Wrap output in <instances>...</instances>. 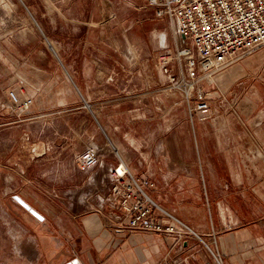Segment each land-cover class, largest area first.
Listing matches in <instances>:
<instances>
[{"label":"rangeland","instance_id":"obj_1","mask_svg":"<svg viewBox=\"0 0 264 264\" xmlns=\"http://www.w3.org/2000/svg\"><path fill=\"white\" fill-rule=\"evenodd\" d=\"M150 13L144 0H0V155L31 159L24 177L0 170V192L29 187L52 209L59 200L78 201L74 209L86 210L84 197L96 188L85 186L88 177L100 184L95 170H79L86 148H96L115 164L113 146L119 148L129 170L149 183L146 172L166 175L172 167L182 168L183 154L196 152L189 129L194 115L178 92L161 84L158 58L150 55L151 40L161 39L147 20ZM78 57L89 72L81 82L88 91L69 79L62 64ZM11 91L34 98L30 114L13 112ZM6 219L0 205L1 264L12 256L13 245L31 254L36 250L33 243L3 236L17 235L24 226L17 214L15 227Z\"/></svg>","mask_w":264,"mask_h":264},{"label":"crops","instance_id":"obj_2","mask_svg":"<svg viewBox=\"0 0 264 264\" xmlns=\"http://www.w3.org/2000/svg\"><path fill=\"white\" fill-rule=\"evenodd\" d=\"M146 8L152 12L147 19L154 23L152 31L161 33V43L152 39L149 49L157 60L164 46L174 49V39L168 21L155 18L147 3ZM62 64L69 79L88 91L81 83L89 78V72L80 67L84 60L64 59ZM159 77L161 84L167 83ZM200 89L209 95L211 113L204 120L194 115L189 125L196 152L182 155L181 169L172 167L163 176L146 172L154 183L148 192L161 207L188 224L224 264H264V48L217 74L212 83L201 82ZM33 106L17 116L30 114ZM101 127L113 146L106 128ZM23 135L26 143L28 134ZM118 152L122 153L119 148ZM100 157L102 165L94 169L100 184L93 176L85 183L96 187L94 194L84 197L86 210L74 209L78 201L59 200L52 209L40 196H33L29 187L0 192L7 226L15 227V214L24 225L19 234L3 236L13 243L36 246L31 254L13 245L12 256L3 264H215L196 237L177 242L162 235L119 229L123 214L107 199L111 187L108 171L117 163L109 156ZM30 163V157L0 155V170L17 172L19 177L26 175L25 166L27 170Z\"/></svg>","mask_w":264,"mask_h":264},{"label":"built area","instance_id":"obj_3","mask_svg":"<svg viewBox=\"0 0 264 264\" xmlns=\"http://www.w3.org/2000/svg\"><path fill=\"white\" fill-rule=\"evenodd\" d=\"M155 18L167 20L174 49L164 46L156 69L170 87L186 101L192 115L204 120L211 113L210 98L201 82H213L217 74L264 48V0H146ZM187 41L189 46L182 45ZM9 105L19 115L34 105V98L11 91ZM119 163L108 171L107 197L123 214L121 227L130 233H148L182 242L187 236L200 240L214 259L221 256L185 222L161 207L149 194L153 183L141 181ZM102 165L98 150L88 147L80 154L78 167L90 172ZM209 264V263H207Z\"/></svg>","mask_w":264,"mask_h":264},{"label":"bare ground","instance_id":"obj_4","mask_svg":"<svg viewBox=\"0 0 264 264\" xmlns=\"http://www.w3.org/2000/svg\"><path fill=\"white\" fill-rule=\"evenodd\" d=\"M163 37H164V36H163ZM163 37H162V39H163ZM35 151H36V149H35ZM116 152H117L116 154L120 155L119 152H118V150H116ZM120 158L122 159L124 166H125L127 169H129L128 166H127V164H126V162H125V161L123 160V158L121 157V155H120Z\"/></svg>","mask_w":264,"mask_h":264}]
</instances>
